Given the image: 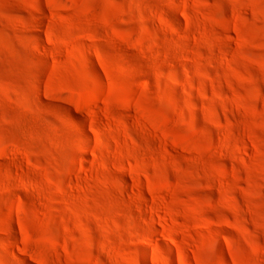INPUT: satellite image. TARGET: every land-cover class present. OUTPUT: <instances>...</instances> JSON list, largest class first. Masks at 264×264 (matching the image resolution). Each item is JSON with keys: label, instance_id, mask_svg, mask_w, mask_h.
Instances as JSON below:
<instances>
[{"label": "rangeland", "instance_id": "obj_1", "mask_svg": "<svg viewBox=\"0 0 264 264\" xmlns=\"http://www.w3.org/2000/svg\"><path fill=\"white\" fill-rule=\"evenodd\" d=\"M0 264H264V0H0Z\"/></svg>", "mask_w": 264, "mask_h": 264}, {"label": "bare ground", "instance_id": "obj_2", "mask_svg": "<svg viewBox=\"0 0 264 264\" xmlns=\"http://www.w3.org/2000/svg\"><path fill=\"white\" fill-rule=\"evenodd\" d=\"M147 245H149V243H146Z\"/></svg>", "mask_w": 264, "mask_h": 264}]
</instances>
